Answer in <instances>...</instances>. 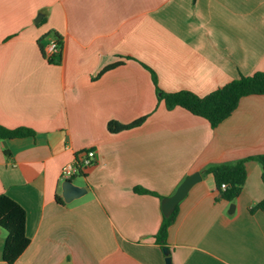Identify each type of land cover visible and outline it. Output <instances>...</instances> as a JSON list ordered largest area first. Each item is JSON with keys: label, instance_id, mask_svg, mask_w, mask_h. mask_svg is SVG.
<instances>
[{"label": "crops", "instance_id": "crops-1", "mask_svg": "<svg viewBox=\"0 0 264 264\" xmlns=\"http://www.w3.org/2000/svg\"><path fill=\"white\" fill-rule=\"evenodd\" d=\"M55 35L61 61L50 63ZM144 65L162 91L201 97L264 71V0H0V125L35 132L0 139V194L26 210L30 239L13 264H166L162 202L197 172L169 228L173 264H264V213L251 211L263 165L246 162L233 203L206 172L264 156V95L212 128L168 110ZM87 149L95 165L72 180L85 192L66 202L61 172ZM6 238L0 227V264Z\"/></svg>", "mask_w": 264, "mask_h": 264}, {"label": "trees", "instance_id": "trees-1", "mask_svg": "<svg viewBox=\"0 0 264 264\" xmlns=\"http://www.w3.org/2000/svg\"><path fill=\"white\" fill-rule=\"evenodd\" d=\"M61 41V39L55 35ZM44 50V49H43ZM44 52V51H43ZM45 55V54H44ZM62 49L59 54L49 59L50 63L60 62ZM123 61L107 66L100 74L108 70L123 65ZM151 72L153 83L156 86L159 100L164 101L168 110L181 107L191 114L202 117L209 122L212 128H217L227 120L238 108L240 101L244 97L252 95H264V71H258L252 75H240L226 85L214 90L206 96H198L190 91H179L167 93L158 87L156 73L144 65ZM145 117L129 124H121L117 121L108 123V130L117 133L141 125ZM35 132L27 128L8 129L0 125V139H15L34 136ZM256 160L264 167V156H256L249 159L240 160L231 165H220L208 169L206 172L212 174L215 179L217 191L220 197L228 202H235L240 196L247 179L246 162ZM264 182V171L262 174ZM223 185L226 188L223 189ZM135 191L142 194H154L153 192L135 188ZM264 213V201L251 209ZM178 214V206L170 216H163L162 225L156 235L157 243L164 249L167 247L168 232L175 222ZM27 213L26 210L7 194H0V227L7 232L3 258L7 264H13L23 254L30 244V239L26 231Z\"/></svg>", "mask_w": 264, "mask_h": 264}, {"label": "water", "instance_id": "water-1", "mask_svg": "<svg viewBox=\"0 0 264 264\" xmlns=\"http://www.w3.org/2000/svg\"><path fill=\"white\" fill-rule=\"evenodd\" d=\"M201 173L197 172L187 177L178 187L176 192L163 200L162 209L165 216H170L176 209L177 205L187 196L192 187L201 180ZM84 188L73 184V181H65L63 184V196L66 202H70L84 193ZM235 205H231L233 210ZM166 264H173L168 247L164 248Z\"/></svg>", "mask_w": 264, "mask_h": 264}, {"label": "built area", "instance_id": "built-area-1", "mask_svg": "<svg viewBox=\"0 0 264 264\" xmlns=\"http://www.w3.org/2000/svg\"><path fill=\"white\" fill-rule=\"evenodd\" d=\"M62 42L55 36L49 38L47 45L44 47L45 57L49 60L61 52ZM96 152L94 149H87L81 153L77 159L67 164L62 172L61 179L72 181L75 177L84 174L89 168L95 165ZM226 185H223V189Z\"/></svg>", "mask_w": 264, "mask_h": 264}]
</instances>
